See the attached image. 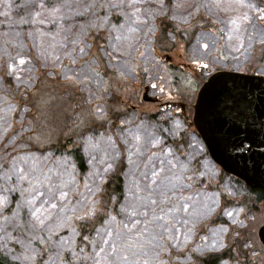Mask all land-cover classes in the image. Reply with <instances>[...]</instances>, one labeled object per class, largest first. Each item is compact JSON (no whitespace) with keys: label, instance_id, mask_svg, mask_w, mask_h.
I'll return each instance as SVG.
<instances>
[{"label":"rangeland","instance_id":"1","mask_svg":"<svg viewBox=\"0 0 264 264\" xmlns=\"http://www.w3.org/2000/svg\"><path fill=\"white\" fill-rule=\"evenodd\" d=\"M97 68L115 76L123 104L105 123L107 79ZM219 69L264 75V0H0V250L24 264L34 255L41 264H81L65 255L70 219L123 162V198L89 237L82 264H163L172 251L187 261L185 247L200 254L224 246L230 225L251 229L250 254L264 264V202L246 212L226 205L225 222H215L220 192L238 197L246 186L205 154L176 106L164 105L183 100L192 114L202 81ZM42 71L76 87L99 118L73 138L85 154L82 175L65 150L19 140L27 108L13 96ZM47 116L51 129L55 110Z\"/></svg>","mask_w":264,"mask_h":264},{"label":"trees","instance_id":"2","mask_svg":"<svg viewBox=\"0 0 264 264\" xmlns=\"http://www.w3.org/2000/svg\"><path fill=\"white\" fill-rule=\"evenodd\" d=\"M171 29L177 33V27L173 26ZM95 34L96 32L92 33L93 39L96 36ZM94 41L97 42L98 39ZM167 61L170 62V60ZM169 70H171L169 72L171 79L173 69ZM96 71L107 79L103 89L104 92L107 91L106 93L109 96H104L102 99L104 107V113L102 114L104 118L102 119H104L105 123V120H115L122 112L123 104L121 103L122 100H119L120 98L116 97L115 92H113V80L111 79H115V76H111L106 69L97 68ZM216 71L218 70L210 72L205 80ZM43 74L44 71L40 72L39 80L35 82L33 88H19L13 96L16 97L20 106L27 108L29 130L21 133L19 140L31 149L51 148L54 151L65 150L69 155L74 170L79 175H82L87 170L85 154L80 150L73 138L87 127L93 126L99 118L94 117L93 105L85 103L84 97L77 91L76 87H69L68 83H62L63 81L56 82L54 79L46 81ZM174 77L177 79L175 73ZM205 80L202 82L204 83ZM203 83H201V86ZM146 87L145 85L144 90H146ZM155 100L159 99L156 97L153 101L156 102ZM169 104L176 106L175 108L180 111L179 116L182 117L187 127L194 128L192 114L187 108L182 106L185 105L183 100L177 105L171 101L165 102L164 105L168 106ZM50 108L56 112L55 125L51 129L45 126L46 118H49L47 114ZM204 152L206 155L208 154L205 145ZM124 167L125 165L122 162L108 171L93 196V202L84 211L71 217L68 226L74 229L75 236L73 238L72 251L70 253L66 251L65 255L72 263H83L84 254L88 251L89 237L95 228L103 222L107 214L116 212L117 205L121 202L124 194V179L122 175ZM220 169L223 173H226L221 167ZM237 180L240 179L237 178ZM220 199L221 204L214 221L223 223L225 220L220 212L223 207L237 204L240 205L244 212L252 211L258 206V203L264 202V190L246 186V189L238 197H230L227 193L220 192ZM11 208L12 204L8 209L10 210ZM202 230L204 229L202 228ZM15 233V239H17L19 233H22L21 229H17ZM257 236L261 242L258 234ZM252 239L251 229L236 228L234 225H230L224 239L225 244L221 248L198 254L189 247H185L180 253L189 255L187 261L178 260V252L172 251L166 255L162 253V257H166L163 264H223V262L226 264H257L254 256L250 254ZM261 244L263 245L262 242ZM11 245L13 249H20V245L17 242H12ZM39 247L44 249L45 245H39ZM42 257L43 255L32 256V264H41ZM0 264L24 263L15 260L0 250Z\"/></svg>","mask_w":264,"mask_h":264},{"label":"water","instance_id":"3","mask_svg":"<svg viewBox=\"0 0 264 264\" xmlns=\"http://www.w3.org/2000/svg\"><path fill=\"white\" fill-rule=\"evenodd\" d=\"M192 124L217 165L245 186L264 190L263 74L210 75L193 104ZM258 235L264 245V224Z\"/></svg>","mask_w":264,"mask_h":264},{"label":"flooded vegetation","instance_id":"4","mask_svg":"<svg viewBox=\"0 0 264 264\" xmlns=\"http://www.w3.org/2000/svg\"><path fill=\"white\" fill-rule=\"evenodd\" d=\"M148 87H146V90H147Z\"/></svg>","mask_w":264,"mask_h":264},{"label":"bare ground","instance_id":"5","mask_svg":"<svg viewBox=\"0 0 264 264\" xmlns=\"http://www.w3.org/2000/svg\"><path fill=\"white\" fill-rule=\"evenodd\" d=\"M130 39V38H129ZM170 187V186H169Z\"/></svg>","mask_w":264,"mask_h":264}]
</instances>
